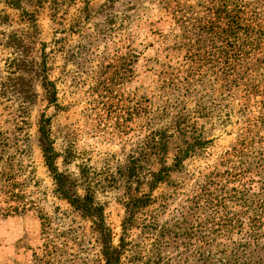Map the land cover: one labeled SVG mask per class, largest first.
I'll use <instances>...</instances> for the list:
<instances>
[{"label":"rangeland","instance_id":"obj_1","mask_svg":"<svg viewBox=\"0 0 264 264\" xmlns=\"http://www.w3.org/2000/svg\"><path fill=\"white\" fill-rule=\"evenodd\" d=\"M21 2L0 0V264L101 258L94 221L47 168L44 119L58 172L100 210L114 245L126 203L200 141L153 192L155 230L132 231L142 264H264V0ZM232 22L244 40L251 31L239 55L212 40ZM196 220L202 242L185 235Z\"/></svg>","mask_w":264,"mask_h":264},{"label":"trees","instance_id":"obj_2","mask_svg":"<svg viewBox=\"0 0 264 264\" xmlns=\"http://www.w3.org/2000/svg\"><path fill=\"white\" fill-rule=\"evenodd\" d=\"M4 3L8 7L12 8H20L21 7V0H3ZM30 6H38L48 2V0H27ZM53 5H56L57 0H51ZM239 13V10H237ZM233 25L223 24L219 26L220 28H216V34L214 35V39L218 42L224 44L225 46H229L232 44L233 50L235 55H239L245 47L250 45L249 43V34L251 31L247 30L248 34H244V39H242L241 34L245 31V27L239 26L238 23L232 22ZM196 28H199L197 26ZM202 34L200 40L208 41L209 38L212 37L214 33H208V30L204 28L201 29ZM232 39V41L230 40ZM250 39V38H249ZM211 41V40H209ZM200 42L197 44L189 47L187 49L188 54H195L198 50L196 46H199ZM209 49H211L209 47ZM198 55V54H197ZM200 57V56H199ZM48 89V96L49 101L51 103L56 101V91L54 86L51 83H47ZM40 134H41V144H42V151L44 154L45 162L47 168L51 172L53 179L55 181V185L57 187L58 193L63 196L64 199L68 201L72 206H74L78 211L83 213V215L91 220L94 221L96 228L99 230V234L101 236L102 241V250L100 252V260L98 264H142V256L139 253V250L135 249V246L132 244V231L138 228L151 229L155 230L153 227L157 225V220L155 217H152L153 211L150 210L151 207H154L155 204L158 202V198L153 196V192L157 190L161 185L169 184V176L173 172H180L182 171L183 162L186 159H189L195 156V149H202L203 144L200 141L194 139L193 144L184 145V149L179 148L177 151V156L175 157L171 166L167 167L164 165L166 162L162 160V164L159 171L153 176L152 181L149 185L148 193L141 194L139 197L133 198L131 201L126 203L125 205V216L121 223V233L117 239V245L113 243V236L108 227L105 226L104 220L102 218L101 212L98 208L92 205V202L87 197H80L77 195L73 187V183L65 176L61 175L56 166L53 154L52 143L49 138V131H48V120L44 119L40 123ZM158 150H161L162 147L155 145ZM206 186H208L206 184ZM205 188L201 187L200 192H202ZM193 194L192 200L197 201L200 197L195 195V192H190ZM187 197V194L185 195ZM185 204L191 203L186 199L184 201ZM196 226L191 227L193 232L190 234H185L188 240L192 238L194 241L202 242L205 240V236H201L204 233V229H208V227L204 224H200L197 220L195 221ZM44 230V229H43ZM163 230V229H162ZM166 231V229L164 230ZM197 238V239H196ZM159 244V241H155ZM160 247V246H159ZM191 251L194 252L200 260L202 259L201 247H195L193 250L190 247ZM35 261L40 259L34 255ZM145 258V256L143 257ZM34 264H41V262H35ZM156 264V263H155Z\"/></svg>","mask_w":264,"mask_h":264}]
</instances>
